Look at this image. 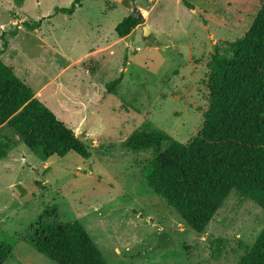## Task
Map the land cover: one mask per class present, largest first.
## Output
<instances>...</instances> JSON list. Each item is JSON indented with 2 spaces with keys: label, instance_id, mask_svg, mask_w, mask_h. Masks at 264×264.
<instances>
[{
  "label": "rangeland",
  "instance_id": "374dc122",
  "mask_svg": "<svg viewBox=\"0 0 264 264\" xmlns=\"http://www.w3.org/2000/svg\"><path fill=\"white\" fill-rule=\"evenodd\" d=\"M72 1L0 0L1 58L91 152L43 161L3 125L14 144L0 160V231L24 232L56 205L49 220L82 222L107 264H237L264 210L234 189L198 232L144 181L151 153L121 143L145 123L184 143L197 136L208 63L247 32L264 0H83L72 15L56 13ZM136 9L143 22L119 37L116 25ZM24 20L42 24L30 30ZM4 264L58 263L21 240Z\"/></svg>",
  "mask_w": 264,
  "mask_h": 264
},
{
  "label": "trees",
  "instance_id": "16d2710c",
  "mask_svg": "<svg viewBox=\"0 0 264 264\" xmlns=\"http://www.w3.org/2000/svg\"><path fill=\"white\" fill-rule=\"evenodd\" d=\"M82 1L73 0L56 13L72 15ZM143 19L136 9L116 25V34L127 36ZM41 24L42 20L22 21L30 30ZM1 53L0 128L8 124L43 161L70 151L89 158L88 146L3 61ZM208 67L209 107L197 136L184 143L145 123L121 143L135 153H151L140 166L144 181L198 232L206 231L234 189L264 210V2L247 32L229 41L223 51L217 49ZM122 79L121 75L108 82L107 91L116 93ZM13 144L0 132V160ZM58 213V206H49L24 232L1 230L0 264L21 240L58 264H107L82 222L49 220ZM245 248L237 264H264V226Z\"/></svg>",
  "mask_w": 264,
  "mask_h": 264
},
{
  "label": "water",
  "instance_id": "95a60500",
  "mask_svg": "<svg viewBox=\"0 0 264 264\" xmlns=\"http://www.w3.org/2000/svg\"><path fill=\"white\" fill-rule=\"evenodd\" d=\"M145 30H147V27H145Z\"/></svg>",
  "mask_w": 264,
  "mask_h": 264
},
{
  "label": "crops",
  "instance_id": "0c3cea01",
  "mask_svg": "<svg viewBox=\"0 0 264 264\" xmlns=\"http://www.w3.org/2000/svg\"><path fill=\"white\" fill-rule=\"evenodd\" d=\"M143 16V15H142Z\"/></svg>",
  "mask_w": 264,
  "mask_h": 264
}]
</instances>
